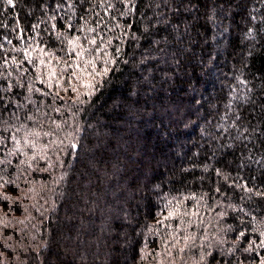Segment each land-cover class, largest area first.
Returning <instances> with one entry per match:
<instances>
[{
    "label": "trees",
    "instance_id": "trees-1",
    "mask_svg": "<svg viewBox=\"0 0 264 264\" xmlns=\"http://www.w3.org/2000/svg\"><path fill=\"white\" fill-rule=\"evenodd\" d=\"M0 264H264V0H0Z\"/></svg>",
    "mask_w": 264,
    "mask_h": 264
},
{
    "label": "snow or ice",
    "instance_id": "snow-or-ice-1",
    "mask_svg": "<svg viewBox=\"0 0 264 264\" xmlns=\"http://www.w3.org/2000/svg\"><path fill=\"white\" fill-rule=\"evenodd\" d=\"M9 3H11V0H9ZM73 147H75V145H73ZM241 235H243V233H241Z\"/></svg>",
    "mask_w": 264,
    "mask_h": 264
}]
</instances>
